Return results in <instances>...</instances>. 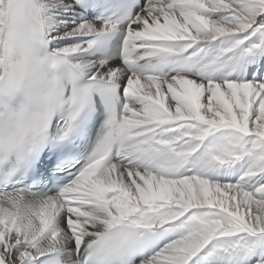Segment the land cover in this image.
I'll return each instance as SVG.
<instances>
[{"label":"snow or ice","instance_id":"obj_1","mask_svg":"<svg viewBox=\"0 0 264 264\" xmlns=\"http://www.w3.org/2000/svg\"><path fill=\"white\" fill-rule=\"evenodd\" d=\"M0 264H264V0H0Z\"/></svg>","mask_w":264,"mask_h":264}]
</instances>
